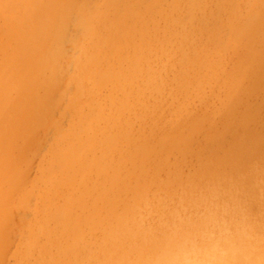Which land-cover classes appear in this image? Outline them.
Here are the masks:
<instances>
[{
    "label": "rangeland",
    "instance_id": "374dc122",
    "mask_svg": "<svg viewBox=\"0 0 264 264\" xmlns=\"http://www.w3.org/2000/svg\"><path fill=\"white\" fill-rule=\"evenodd\" d=\"M76 2L63 14L68 21H65L63 32L57 34L60 41L56 53L52 52L54 58L50 55L55 65L34 66L26 80L25 95L28 96L29 89L41 84L40 77L52 73L47 84L52 96L43 120L38 122L37 117L38 123L24 127V137L33 132L27 160L19 163L26 184L21 193L15 191L14 199L9 198L6 212L0 213V238L4 240L0 242V264H116L119 253L107 247L103 240L117 215L142 194L174 192L188 185L202 186L212 181L234 183L245 193L252 208L264 213V0ZM146 5L147 9H152L147 10ZM13 8L14 3L10 9ZM83 13L87 20L90 19L88 25L81 21L85 16ZM6 16L7 11L0 12L1 24H5ZM121 18L125 19L121 21ZM249 18L254 19L250 22ZM254 20H257V26ZM243 23L254 28L249 33L251 38L247 36L246 39L247 34H244L245 38L240 36L241 39L230 36L234 27ZM11 33H0V37L10 42L13 39ZM230 38L233 42H229ZM14 45L13 39L9 47ZM247 47L249 50L252 48L249 54ZM33 53L35 55L36 52ZM79 64L81 69H78ZM85 68L89 71L86 72ZM43 90L45 88L39 92ZM18 93V90L12 92L15 103L19 100ZM143 106H147L146 109L150 107L146 110ZM224 112L232 113L234 119H241L239 122L235 119V122L232 115L227 118L229 115ZM127 117L132 138L137 139L138 134V138H143V135L147 138V134L149 138V135L153 137L151 143L157 148L149 159L151 162L165 157L159 153L157 144L162 138H177L168 143L171 153L166 156L168 165L162 167L156 176L153 170L155 178H144L135 173L137 176L129 175L125 177V183L118 185L110 174L108 176L113 166L109 165L112 170L108 166L106 169L109 171H106L98 164L97 168L86 170L81 176L75 173L76 178L73 177L70 186L65 185L64 161L60 155L62 148L69 146L76 153L82 148L83 151L89 144L76 142L84 141L88 136L94 135V139H90L92 150L99 149L88 156L94 167L98 162L105 163L101 159L107 155L113 160L105 164L116 166L122 163L123 166L126 163L120 156L122 145L105 150L100 141L102 134H114L116 121L121 123L119 120L124 119V125ZM231 117L234 123L230 122ZM191 119H198L202 124L194 133L187 127V121L191 123ZM223 122L227 125L224 126ZM229 123L233 125L230 127ZM177 124L185 126L188 131L185 133L193 135L190 146L183 151L176 141L184 134L176 137L172 133ZM170 125L174 127L172 131ZM231 129L236 130L238 136H232ZM253 133L258 134L257 139L253 138ZM239 137L240 141H246L237 142ZM123 145L127 146L126 143ZM53 154L60 158H52ZM51 158L53 167L49 164ZM76 166L75 169L80 167L79 164ZM127 166L130 168L131 164ZM25 190L26 195L29 192L26 197ZM109 192L115 200L114 205L111 196H107ZM81 212L82 217L79 215ZM83 217L86 221L81 219ZM48 241H52L53 246ZM60 245L63 247L59 248ZM46 246L51 248V253ZM42 251L47 253L42 255Z\"/></svg>",
    "mask_w": 264,
    "mask_h": 264
},
{
    "label": "bare ground",
    "instance_id": "6f19581e",
    "mask_svg": "<svg viewBox=\"0 0 264 264\" xmlns=\"http://www.w3.org/2000/svg\"><path fill=\"white\" fill-rule=\"evenodd\" d=\"M78 0H0V12L1 11H7V16L5 17V24H1L0 22V33H4V32H9L10 31L13 32L12 34V38L15 41V45L13 47H9L10 42H12V40L10 42H8V40L4 41L2 39V36L0 37V213L4 214L6 212V208L8 206V201L9 198H13V195L15 194V191H17L18 193L24 190V186L26 184L25 181V177H24V173L20 171V166L19 163L20 162H25L27 160L28 157V152H29V146L31 143V140L33 139V135L32 133H28L29 136L24 137V127L26 125L32 124L33 122L38 123L41 120H43V118L45 117V115L47 114L48 111V104L50 102V98L52 96V92L49 91L47 88H50L49 85H47L50 81H49V77H51L50 75H52V73H50V75H46L45 77H40L42 82L41 84H39L37 87L33 88V89H29V94L28 96L25 95V87H26V80L28 78V76L30 75V73H32V69L34 66H42V67H53L55 65V61H54V57H53V53H56L58 46H59V41H60V36H58L57 34H61L64 30V26L65 23L68 21H66V17L63 16L65 11H68L72 5L77 4ZM155 1V0H154ZM76 2V3H75ZM108 2V1H106ZM176 2V1H175ZM174 2V3H175ZM12 3L15 4V8L17 7V10L15 8H13V10L10 9ZM75 3V4H74ZM143 3V2H142ZM88 4V3H87ZM156 5V3H154ZM176 5V3H175ZM174 5V6H175ZM77 6V5H76ZM105 6V5H104ZM142 7V6H141ZM145 8L147 7L144 6ZM150 7H148L147 10H151L149 9ZM159 8V7H158ZM172 8V7H171ZM106 10V9H105ZM113 10V9H112ZM73 11V9H72ZM99 11V10H98ZM20 12V13H19ZM141 13V11H139ZM143 14V13H142ZM154 14V13H153ZM6 15V14H5ZM83 15H85L83 13ZM134 15V14H133ZM155 15V14H154ZM261 15V14H260ZM259 15V16H260ZM124 16V15H123ZM234 16V15H233ZM255 16V15H254ZM258 16V17H259ZM79 17V16H77ZM127 17V16H126ZM129 17V16H128ZM146 17V16H145ZM230 17V16H229ZM250 17V16H249ZM252 17V16H251ZM119 18V17H118ZM149 18V17H148ZM245 18V17H244ZM124 20L125 18H121ZM128 19V18H126ZM155 19V18H154ZM231 19V18H230ZM250 19V18H249ZM254 19V18H253ZM252 18L250 19L253 20ZM149 20V19H148ZM229 20V19H228ZM238 20V19H237ZM243 20V19H242ZM66 21V22H65ZM81 21L84 24H87L88 21L90 22V19L87 20V16L85 15ZM109 21V20H108ZM134 21V20H133ZM249 21V20H248ZM255 21V20H254ZM254 21L252 24H254ZM257 21V20H256ZM255 21V23H256ZM259 21V20H258ZM225 22V20H224ZM247 22V20H246ZM92 23V22H91ZM121 23V22H120ZM227 23V21H226ZM225 23V24H226ZM240 23V22H239ZM132 24V23H131ZM221 24V23H220ZM258 22L255 24L257 26ZM88 25V24H87ZM85 25V26H87ZM125 25V24H124ZM133 25V24H132ZM224 24L222 23L221 26H223ZM233 25V24H232ZM251 25V24H250ZM80 26V25H79ZM90 26V25H89ZM220 26V27H221ZM234 26V25H233ZM229 27V26H228ZM227 27V28H228ZM231 27V26H230ZM229 27V28H230ZM102 28V27H101ZM133 28V27H132ZM226 28V29H227ZM256 28V27H255ZM83 29V28H82ZM128 29V28H127ZM149 29V28H148ZM220 29V28H219ZM225 29V30H226ZM233 30V29H232ZM254 30V28H251L250 26L247 25V23L244 25L241 24L240 26H236V28L234 27L233 30V34L230 33V36L233 35L232 37L235 39H241L240 36H245L246 34V39H248L249 36H251L249 33L252 32ZM217 31V30H216ZM54 35H52V33ZM99 33V32H98ZM106 33V32H105ZM120 33V32H119ZM134 33V32H133ZM138 33V32H137ZM229 33V32H228ZM221 34V32H220ZM245 34V35H244ZM253 34H255V32H253ZM226 35V34H225ZM58 36V37H56ZM227 36V35H226ZM248 36V37H247ZM243 37V38H245ZM9 38V40H10ZM136 38V37H135ZM225 38H228L225 37ZM230 38L229 42L233 39ZM251 37H249L250 39ZM100 39V38H99ZM224 40V39H223ZM102 41V40H101ZM135 41V39H134ZM138 41V40H137ZM248 40H246L247 42ZM252 41H253V37H252ZM95 42V41H94ZM136 42V41H135ZM228 42V43H229ZM233 42V41H231ZM14 43V42H13ZM226 43V42H224ZM249 43V41H248ZM251 44V43H250ZM155 45V44H154ZM228 46V44H225V46ZM243 45V44H242ZM248 45V44H247ZM246 45V46H247ZM108 47V46H107ZM249 47V46H248ZM247 47V49H248ZM251 47V45H250ZM109 48V47H108ZM115 48V46H114ZM228 48V47H227ZM107 49V48H106ZM111 49V48H110ZM252 49V48H251ZM250 49V50H251ZM103 50V49H102ZM248 49L247 54H249L250 51ZM36 52L35 55L33 52ZM106 51V50H105ZM109 51V50H108ZM111 51V50H110ZM109 51V52H110ZM113 51H115L113 49ZM112 51V53H113ZM98 52V51H97ZM32 53V54H31ZM53 57H51V56ZM125 56V55H124ZM117 57V56H116ZM120 57V56H119ZM127 57V56H125ZM178 57V56H177ZM76 59V58H75ZM110 59V58H109ZM133 59H131L132 61ZM105 62V60H104ZM123 62V61H122ZM133 62V61H132ZM117 63V62H116ZM83 64V63H82ZM121 64V63H120ZM85 65V64H84ZM82 66V65H81ZM80 64L78 65V69H81ZM86 66V65H85ZM89 67V66H88ZM93 67V66H92ZM77 68V67H76ZM120 69V68H119ZM86 70V68H85ZM88 70V69H87ZM86 70V72H87ZM95 70V69H94ZM101 70V69H100ZM89 71V70H88ZM116 71V70H115ZM118 71V70H117ZM123 71V70H122ZM77 72V71H76ZM85 72V75H86ZM104 72V71H103ZM120 72V71H119ZM78 73H80V71H78ZM102 73V71L100 73H98L99 77L100 74ZM106 73L107 70H106ZM76 74V73H75ZM105 75V72L103 73ZM107 75V74H106ZM110 75V74H109ZM108 75V76H109ZM85 77V76H84ZM105 77V76H104ZM123 77V76H122ZM74 78V77H73ZM80 78V77H79ZM110 78V77H109ZM98 79V77H97ZM109 80V79H108ZM110 81V80H109ZM81 82V81H80ZM112 82V81H111ZM114 82V81H113ZM98 83V81H97ZM109 83V82H107ZM41 88H45V90H43L44 92L40 93L39 89ZM91 88V87H90ZM104 88V87H103ZM18 90V97L19 100L18 102H14L12 100V92ZM77 90V89H76ZM91 91V90H90ZM88 94V92H87ZM86 94V95H87ZM75 95V94H74ZM113 95V94H112ZM145 96V95H144ZM74 97V96H73ZM72 97V98H73ZM113 97V96H112ZM131 97V96H130ZM124 105V104H123ZM144 105V104H143ZM127 105H125L124 107H126ZM130 106H134V105H130ZM91 107V106H90ZM121 107V106H120ZM123 107V108H124ZM141 107V104H140ZM144 109H146L147 106H143ZM150 107V106H149ZM148 107V108H149ZM127 108V107H126ZM125 108V109H126ZM131 107H129L130 110ZM138 108V107H137ZM147 108V109H148ZM171 108V107H170ZM80 109V108H79ZM121 109V108H120ZM146 109V110H147ZM152 109V108H151ZM82 110V109H81ZM135 110V109H134ZM142 111V109H141ZM187 111V110H186ZM194 111V110H193ZM63 112V111H62ZM146 112V111H145ZM149 112V110H148ZM106 113V112H105ZM225 114L228 112H224ZM150 115H152L149 112ZM226 114V115H227ZM244 114V113H243ZM251 114V112H250ZM196 115V114H195ZM229 115V114H228ZM227 115V116H228ZM232 115V113H230V115L227 117L229 118ZM245 115V114H244ZM243 115V116H244ZM141 116V115H139ZM190 116V114H189ZM199 117V115H197ZM246 116V115H245ZM38 117V122L36 120V118ZM120 117V116H119ZM119 117H117L119 119ZM144 117V116H143ZM149 118H151V116H148ZM168 117V116H167ZM187 117V116H186ZM226 117V116H224ZM233 119L234 116L232 115ZM232 117L230 119H232ZM128 118V117H127ZM240 118V117H239ZM253 118V117H252ZM185 119V118H184ZM226 119V118H224ZM223 119V121H224ZM233 119L230 121L228 120V122L230 121L231 123L233 122ZM237 119V118H235ZM234 119V120H235ZM241 119V118H240ZM240 119H237V121ZM244 119V118H243ZM124 120V119H123ZM122 119L119 120L123 122ZM129 118L126 119V122L122 123V126L120 125L121 123H117L118 121H116V127L115 129H113L114 134L113 135H108L110 132L108 131H104V132H108V133H104V136L102 134L103 139L100 141L101 147L105 150H109L110 148H113L117 145H122V152H121V157L124 158L126 160V163L123 164H117V168L118 166L120 167L117 171V168L114 164H105L107 162H112L113 159H110L107 156H104V159H101V161L105 162V163H97L96 166H93V162L90 161L92 159H90L88 156L89 154L92 152L95 153L96 150L99 149H93L91 147V142L90 139L94 137V135L92 136H88L86 138V140L84 141H80L76 142L79 145L83 144V145H88L89 146L84 149L83 151H79L76 153V151L74 152V150L72 148H68L67 149H63L62 148V152L60 155H63V159H61V161L63 160L65 162L63 163V167L65 168L64 171V175H65V180L64 183H66L65 185H69L71 184V181L73 180V177H75V173H77L78 175H80L81 173H83L84 171L92 168H97V165L99 164L100 169L102 170H108L106 168H108L109 165L113 166V170L112 168L109 166V169L112 170V172H108V176L110 174V176L112 177V180L118 185L119 184H123L125 177L131 175L130 177H132V174L138 173L139 175H141L140 177H144V178H151L153 177L155 174H157V172L162 168V167H166L168 165V160L166 158V156L170 153V148L168 143L172 140L174 141L175 137H164L161 139V135L159 137V140L161 139V141H159L157 144H159L160 146V152H162L163 155H165V157H163V155H161V157L158 160H156L154 162H151L149 159L150 157H153L152 154L155 152L154 149V145L153 140L151 138H153L151 135H149L151 138L148 137L147 134V138H144L143 134V138H138V136L136 135L137 139L132 138V134H131V127H130V123L128 122ZM167 120V119H166ZM181 120V119H180ZM179 120V121H180ZM192 120V119H191ZM216 120V119H215ZM186 120H183V122ZM190 121V120H189ZM218 121V120H217ZM238 121V122H239ZM246 121V120H245ZM175 122V121H174ZM174 122H172L171 124H174ZM224 122H227L226 120ZM223 122V123H224ZM236 122V120H235ZM170 123V122H169ZM178 123V121H177ZM181 123V122H180ZM187 127H189V129H191V131H193V133L195 132V130L199 129L201 127V123H198V119H193L191 123H189L187 121ZM241 123V122H240ZM245 123V122H244ZM182 124V123H181ZM230 124V123H229ZM236 124V123H235ZM176 125V124H175ZM212 125V124H210ZM215 125V124H213ZM224 126H226L227 124H223ZM233 125V124H232ZM230 124V127L232 126ZM239 125V123H238ZM33 126V125H32ZM36 126V125H35ZM173 126V125H172ZM181 126V127H180ZM177 124V126L175 127L176 130L174 129L175 132H172L173 134H176V137H179L180 135L184 134V137H180L178 139V141H176L178 143V147L183 151L184 149L188 148L190 146V143L193 139V135H191L189 133V135L185 132L186 131V127ZM223 126V127H224ZM242 126V125H241ZM183 127V128H182ZM174 128L171 127L170 125V130ZM227 128V127H226ZM235 128V127H234ZM233 128V129H234ZM225 129V128H224ZM220 130V129H218ZM228 130V128H227ZM226 130V131H227ZM232 130V129H231ZM257 130H260L257 128ZM110 131V130H109ZM112 131V130H111ZM172 131V130H171ZM190 131V132H191ZM218 133L220 131H217ZM229 132V130H228ZM232 136L235 134L236 136H238V133L236 132V130H232ZM133 133V132H132ZM140 133V132H139ZM142 133V132H141ZM171 133V132H169ZM215 135L216 133L213 132ZM226 133V132H225ZM230 133V132H229ZM244 133V132H241ZM261 133V132H260ZM264 132L262 131V134ZM89 135V133H88ZM96 135V134H95ZM134 135V133H133ZM146 135V134H145ZM167 136L169 134H166ZM172 135V134H171ZM169 135V136H171ZM218 135V134H217ZM216 135V136H217ZM223 135V133H222ZM253 138L257 139L258 138V134L253 133L252 134ZM264 136V135H263ZM80 137V136H79ZM78 137V138H79ZM85 137V136H84ZM134 137V136H133ZM146 137V136H145ZM218 137V136H217ZM222 138V137H219ZM225 138V137H224ZM85 139V138H84ZM94 139V138H93ZM96 139V138H95ZM98 139V138H97ZM96 139V140H97ZM177 140V138H175ZM230 139V138H229ZM249 139V138H248ZM245 140V139H243ZM240 141V137H239V141L237 142H241ZM264 140V139H263ZM77 141V139H76ZM156 141V140H155ZM158 141V139H157ZM225 141V140H224ZM246 141V140H245ZM256 141V140H255ZM98 143V141H95ZM75 142L73 144H76ZM123 143H126L127 146L124 147ZM221 143V142H219ZM218 143V144H219ZM245 143V142H244ZM248 144V142H246ZM250 143V142H249ZM258 143V142H257ZM96 144V143H95ZM254 144V143H253ZM70 145V144H69ZM238 145V144H237ZM236 145V146H237ZM75 146V145H74ZM77 146V145H76ZM96 146V145H95ZM94 146V147H95ZM119 146V147H120ZM247 146V145H244ZM250 146V145H248ZM93 147V148H94ZM100 147V146H96ZM239 147V146H238ZM237 147V149H238ZM236 148V147H235ZM61 150V147L59 148ZM178 149V148H177ZM176 149V150H177ZM249 149V148H247ZM57 150V149H56ZM173 150V149H172ZM175 150V151H176ZM179 150V149H178ZM178 150L176 152H178ZM236 150V149H235ZM59 151V150H58ZM158 151V150H157ZM232 151V150H231ZM14 152H17L18 154H14ZM57 152V151H54ZM108 152V151H107ZM236 152V151H235ZM75 155H72L74 154ZM99 153V152H98ZM97 154V153H96ZM171 154V153H170ZM56 154H53V157ZM59 155V156H60ZM91 155V154H90ZM99 156V155H98ZM97 157V155H96ZM52 158L51 161H49V164L52 162ZM58 158V157H56ZM60 158V157H59ZM58 158V159H59ZM103 158V157H101ZM99 159V158H96ZM59 161V160H58ZM153 161V160H152ZM114 163V162H113ZM48 164V165H49ZM76 164H79L80 167L78 169L77 166L75 167ZM127 164H131V167L129 168L127 166ZM42 165V164H41ZM52 167L53 165L50 164ZM98 167V169H99ZM51 168V167H50ZM210 168V167H209ZM54 169V168H53ZM155 170L154 175L152 174V171ZM109 171V170H108ZM94 173V172H93ZM213 174V172H212ZM82 175V174H81ZM80 175V176H81ZM136 175V174H135ZM134 175V176H135ZM137 176V175H136ZM156 176V175H155ZM154 176V178H155ZM212 175H209V177ZM78 177V176H77ZM76 178V177H75ZM74 178V179H75ZM80 179V177H79ZM130 179V178H128ZM88 180V179H87ZM156 180V179H155ZM77 181V180H76ZM60 182V181H59ZM88 182V181H87ZM91 183V182H90ZM110 183V182H109ZM83 186V185H82ZM136 186V185H135ZM109 187V186H107ZM31 189V188H30ZM89 189V188H88ZM92 189V188H91ZM26 190H29V188H27ZM26 190L24 191V194L26 193ZM60 190V189H59ZM71 190V189H69ZM82 190V189H81ZM30 191V190H29ZM81 192V191H80ZM29 194V192H28ZM27 194V195H28ZM17 195V193H16ZM22 195V194H20ZM25 194V197L27 196ZM67 195V194H66ZM76 196V195H75ZM107 196H111V201H112V205H114V198H112V193L109 192V195ZM15 197V196H14ZM21 197V196H20ZM25 197L23 199H25ZM37 197V194H36ZM122 197V195H121ZM83 198H87V196H83ZM14 199V198H13ZM16 199V197H15ZM82 201V206H83V199H81ZM22 201V200H21ZM25 202V201H24ZM77 202V200L75 201ZM90 202V201H87ZM86 202V204H88ZM96 202V201H95ZM85 203V202H84ZM22 204V203H21ZM85 204V205H86ZM90 204V203H89ZM111 204V203H110ZM16 205V204H15ZM24 206V205H23ZM59 206V205H58ZM61 206V205H60ZM59 206V207H60ZM89 206V205H88ZM87 206V207H88ZM79 207L78 209L80 210L81 205L77 206ZM77 207H73V209L77 208ZM86 207V209H87ZM97 207V206H96ZM69 208V207H68ZM84 208V210H86ZM52 210V209H51ZM78 210V211H79ZM125 210V208H124ZM53 211V210H52ZM76 211V210H75ZM82 211V210H81ZM92 211V210H91ZM83 212V211H82ZM79 213L80 214H82ZM87 212V211H86ZM85 212V213H86ZM89 212V209H88ZM121 212V211H120ZM77 213V211H76ZM95 213V212H94ZM10 214V213H9ZM87 214V213H86ZM93 214V213H91ZM89 215V214H88ZM111 215V214H110ZM81 216V215H80ZM23 217V216H22ZM82 217V216H81ZM7 218V217H6ZM10 219V218H9ZM82 220L84 219L81 218ZM90 219V218H89ZM4 220V219H3ZM81 220V221H82ZM85 220V219H84ZM70 221V220H69ZM86 221V220H85ZM90 221V220H89ZM84 222V221H82ZM88 223V221H87ZM15 224V223H14ZM84 224V223H83ZM86 224V223H85ZM4 225V224H3ZM1 223H0V230H1ZM6 226V225H5ZM26 227V226H25ZM25 227H23L25 229ZM22 228V227H21ZM22 228V229H23ZM6 229V228H5ZM4 231V230H3ZM21 231V230H20ZM71 231V230H70ZM10 232V231H9ZM4 233V232H3ZM54 233V232H53ZM6 234V233H5ZM4 234V235H5ZM74 234V232H73ZM76 234V233H75ZM41 235V234H40ZM70 235V234H69ZM1 236V233H0ZM75 236V235H74ZM73 236V237H74ZM79 236V235H78ZM2 237V236H1ZM62 237V236H61ZM68 237V236H67ZM66 237V238H67ZM71 237V236H69ZM72 237V238H73ZM76 237V236H75ZM80 237V236H79ZM7 238V237H6ZM46 238V237H45ZM49 238V237H48ZM75 239V238H73ZM72 239V240H73ZM7 240V239H6ZM50 240V239H49ZM65 240V239H64ZM63 240V241H64ZM71 240V243H72ZM2 241L4 242V240L2 239ZM1 238H0V242ZM40 241V240H39ZM46 241V240H45ZM68 241V240H66ZM75 241V240H74ZM44 242V241H43ZM50 242V246L52 245V241H48ZM54 242V241H53ZM55 242H56V237H55ZM76 242V241H75ZM57 243V242H56ZM54 243V245L56 244ZM63 243V242H62ZM78 243V242H77ZM3 244V243H2ZM6 244V243H4ZM47 244V243H46ZM58 244V243H57ZM64 244V243H63ZM70 244V243H69ZM80 243H78L79 245ZM66 244H64L65 246ZM77 245V244H76ZM45 246V243H44ZM53 246V245H52ZM56 246V245H55ZM62 245L59 246V248ZM73 246V243H72ZM71 246V247H72ZM19 247V246H18ZM47 247V246H46ZM63 247V246H62ZM69 247V246H66ZM2 248V247H1ZM73 248V247H72ZM41 249V248H40ZM48 249V247H47ZM45 248V250H47ZM50 247L48 249V251L50 252ZM71 249V248H69ZM68 249V251H69ZM74 249V248H73ZM1 250V249H0ZM55 250V248H54ZM59 250V249H58ZM72 250V249H71ZM44 251L41 252L42 255H44L45 253H47V251L45 253H43ZM66 252H67V248H66ZM51 253V252H50ZM65 253V252H64ZM3 254V253H1ZM17 254V253H16ZM21 254V253H20ZM57 254V253H56ZM40 255V254H39ZM50 254H47V256ZM1 256V255H0ZM34 256V255H32ZM28 257V256H27ZM52 257V256H51ZM30 258V257H29ZM2 259V257H1ZM57 259V258H56ZM27 260V259H26ZM49 260V259H48ZM53 261V259H52ZM31 262V261H30ZM28 262V263H30ZM33 262V261H32ZM35 262V261H34ZM48 262V261H47ZM27 263V262H26ZM53 264V263H52Z\"/></svg>",
    "mask_w": 264,
    "mask_h": 264
},
{
    "label": "clouds",
    "instance_id": "9594fccd",
    "mask_svg": "<svg viewBox=\"0 0 264 264\" xmlns=\"http://www.w3.org/2000/svg\"><path fill=\"white\" fill-rule=\"evenodd\" d=\"M103 243L116 264H264V213L234 183L142 194Z\"/></svg>",
    "mask_w": 264,
    "mask_h": 264
}]
</instances>
